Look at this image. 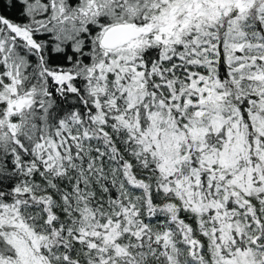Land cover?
I'll return each instance as SVG.
<instances>
[{"label": "snow or ice", "instance_id": "snow-or-ice-1", "mask_svg": "<svg viewBox=\"0 0 264 264\" xmlns=\"http://www.w3.org/2000/svg\"><path fill=\"white\" fill-rule=\"evenodd\" d=\"M0 264H264V0H0Z\"/></svg>", "mask_w": 264, "mask_h": 264}]
</instances>
